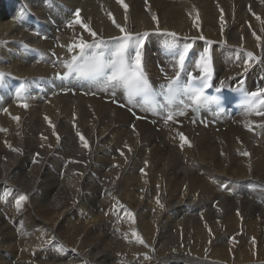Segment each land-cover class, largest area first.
<instances>
[{
	"label": "bare ground",
	"instance_id": "6f19581e",
	"mask_svg": "<svg viewBox=\"0 0 264 264\" xmlns=\"http://www.w3.org/2000/svg\"><path fill=\"white\" fill-rule=\"evenodd\" d=\"M62 1L81 6L85 24L104 38L122 34L113 17L132 33L170 29L191 36L208 49L206 56L214 55L220 82L248 79L264 88V0H124L127 19L118 0ZM18 2L36 13L45 8L44 0ZM63 36L92 39L78 27ZM32 40L50 44L0 0V70L25 79L41 75L46 66L23 62L14 52L18 43ZM226 49H240L239 61L224 56ZM248 52L260 61L246 64ZM149 66L161 69L158 62ZM22 104L15 98L0 107V129L7 130L0 131V185L25 171L31 180L22 193L28 197L23 212H9L22 194L0 191V264H264V147L258 144L264 116L242 110L225 127L209 128L195 119L194 132L181 129L190 141L181 147L178 132L135 119L110 97L68 94L28 109ZM32 203H40L35 215ZM68 223L72 245L90 251L72 245L61 256L33 251L42 237ZM23 231L24 241L13 252Z\"/></svg>",
	"mask_w": 264,
	"mask_h": 264
},
{
	"label": "snow or ice",
	"instance_id": "6c2138e0",
	"mask_svg": "<svg viewBox=\"0 0 264 264\" xmlns=\"http://www.w3.org/2000/svg\"><path fill=\"white\" fill-rule=\"evenodd\" d=\"M118 2L123 5L125 19H127L128 5L124 3V0H118ZM79 13L80 10L77 9L75 23L82 24L92 39L89 41L81 37L78 42H73L68 46L69 51L74 54L70 59L63 62L66 71L62 74H57L59 79H68L73 75L91 77L99 82L102 91L107 92L109 89H112L113 97L115 96L116 89H123L129 103L136 101L137 97L142 98L143 103L147 105L146 110H150L156 115L164 116L165 123L174 121L178 116H185L189 110L199 114L202 109H206L211 104L219 101V97H209L205 93L212 76L211 57L205 55L208 49H205V54H202L200 60L197 61L196 67L200 69L199 75H194L189 72L188 79L182 82L181 73L185 71V58L191 47L190 44H185L183 50L179 51L176 57V63L174 65L176 69L175 75L173 77H167L166 82L161 84L159 90H157L149 81L143 65L142 48L145 43V38L149 35L148 32L132 33L125 27L117 24L113 17L112 23L120 29L122 35L105 39L103 36H99L88 24H84ZM108 15L110 17L112 16L111 13H108ZM153 19L155 20L157 17L153 15ZM257 19L259 20L260 17L257 16ZM196 26L199 27L198 24ZM69 27H71V23ZM167 34L172 37L177 36L175 32ZM199 39H204V37L200 36ZM257 39L259 40L260 37H257ZM174 43L175 41H173ZM247 57L248 61H246V64L253 59L257 62L260 61V57L255 56L252 52H248ZM244 71L247 72L248 68L245 67ZM5 75V73L0 72V86L3 84ZM23 88L24 86L21 85V91ZM243 104L246 114L255 113L257 116H264V110H261L264 109V88H257L255 91L247 92ZM22 106L25 108L28 107L26 103ZM14 119L19 120V117H14ZM246 127L251 129L253 125L249 123ZM0 131L7 130L0 129ZM79 135L83 146L88 148L87 140L82 134ZM180 138L183 141L181 147L184 144L190 145V141H188L183 133H180ZM57 139H59V136H57ZM17 151L19 150L17 149ZM242 155L249 156L250 153L244 152ZM27 198L26 194L20 195L16 200V206L18 208L21 207L22 202L27 200ZM126 215L133 222L135 221L133 213L127 212ZM209 231L211 230L209 229ZM134 235L141 244L144 243V240L138 233H134ZM53 239L55 240V238ZM61 250H63L62 245ZM145 258L150 257L145 255Z\"/></svg>",
	"mask_w": 264,
	"mask_h": 264
},
{
	"label": "rangeland",
	"instance_id": "374dc122",
	"mask_svg": "<svg viewBox=\"0 0 264 264\" xmlns=\"http://www.w3.org/2000/svg\"><path fill=\"white\" fill-rule=\"evenodd\" d=\"M90 160L91 159H89V160H87L88 162H86L85 161V165H89L90 164ZM69 160H67V163H66V165H68L69 164ZM19 175V176H18ZM18 175H16V177H15V179H13V180H10V179H3L2 180V184L0 185V191L2 192V193H6V191L7 192H12V194L11 195H17V196H19L20 194H22L25 190H27V189H29L28 187H30V184H31V180H30V176H29V171H25V172H22V173H20V174H18ZM21 177H27L28 178V181H26V182H21V183H16V185L15 184H12L11 182L12 181H14L15 180V182H17V180H18V178H21ZM4 184V185H3ZM22 184V185H21ZM10 187H9V186ZM4 186V187H3ZM23 186V187H22ZM9 187V188H8ZM8 188V190H6ZM5 190V191H4ZM14 192V193H13ZM32 204H36V206H30L29 207V210L31 211V213L33 214V215H35V214H37L38 212H37V210H36V207H38V205L40 204V203H32ZM40 206V205H39ZM4 206H2L1 204H0V211H1V208H3ZM18 208V207H17ZM17 208H15V209H11L9 212L11 213V212H16V213H19V212H23L24 210L23 209H27L26 207H19L18 209ZM21 209V210H20ZM91 209V208H90ZM14 210V211H13ZM86 216H88L87 214H84V215H82V217L83 218H85ZM73 223H68V224H65V227L63 226H61V229H60V231H58V232H55V233H50V235L48 234V235H46V236H44V237H42V241L40 242V244L38 245V247L36 248V249H34L33 251H41L39 254H41V255H44L46 252H50L51 254H53V255H57V256H61V255H63L66 251H68V249L70 248V247H72L73 246V248H78V250L79 249H81V250H83L84 248H81V247H79L78 245H72V242L70 241L71 239H73V236H71L68 232H69V228H70V226L72 225ZM28 225H29V223H28ZM81 225V224H80ZM44 226V225H43ZM82 226V225H81ZM31 227V224L29 225V226H27V230L29 229ZM64 230H63V229ZM68 228V229H67ZM30 230V229H29ZM63 231V232H62ZM60 232L62 233V234H60ZM26 234V231H23L22 232V234L19 236V238L17 239V241L16 242H14V246H15V250L13 251V252H17V250L19 251V249H20V243L21 242H23L24 240L22 239V236H24ZM35 234V230L34 231H30L29 233H28V236H32V235H34ZM68 234V235H67ZM61 236H62V238H61ZM86 236V235H85ZM87 237H90V236H87ZM53 238H55V240L53 239ZM65 238V239H64ZM58 242V243H57ZM59 243H60V245H62V246H64V251L62 250L61 251V246L59 245ZM68 244V245H67ZM59 245V246H58ZM72 245V246H71ZM55 247V248H54ZM84 247V246H83ZM50 249V251L48 250V249ZM86 249H84V250H86V251H90L91 250V247H85ZM45 249V250H44ZM47 249V250H46ZM89 249V250H88ZM43 250V251H42ZM61 251V252H60ZM43 252H45V253H43ZM60 252V253H59ZM62 253V254H61ZM38 254V255H39Z\"/></svg>",
	"mask_w": 264,
	"mask_h": 264
}]
</instances>
